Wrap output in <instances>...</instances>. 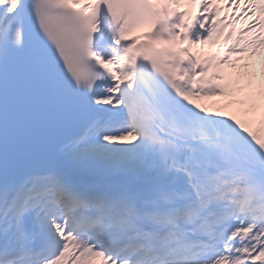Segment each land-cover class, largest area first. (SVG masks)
Wrapping results in <instances>:
<instances>
[{"label": "snow or ice", "instance_id": "1", "mask_svg": "<svg viewBox=\"0 0 264 264\" xmlns=\"http://www.w3.org/2000/svg\"><path fill=\"white\" fill-rule=\"evenodd\" d=\"M0 264H264V0H0Z\"/></svg>", "mask_w": 264, "mask_h": 264}]
</instances>
